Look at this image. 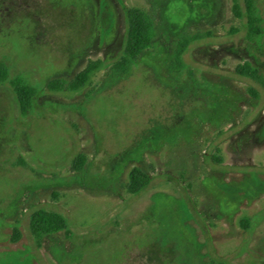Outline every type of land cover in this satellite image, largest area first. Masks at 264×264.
Wrapping results in <instances>:
<instances>
[{
  "label": "rangeland",
  "instance_id": "obj_1",
  "mask_svg": "<svg viewBox=\"0 0 264 264\" xmlns=\"http://www.w3.org/2000/svg\"><path fill=\"white\" fill-rule=\"evenodd\" d=\"M235 3L243 13V0H7L20 15H6L0 61L39 94L23 116L0 85V264H264V87L235 72L249 63L264 78V34L246 40ZM130 9L155 37L111 79ZM185 34L202 37L170 71ZM90 60L107 66L83 91L45 89ZM134 168L150 178L136 196ZM36 209L66 216L69 234L36 239Z\"/></svg>",
  "mask_w": 264,
  "mask_h": 264
},
{
  "label": "trees",
  "instance_id": "obj_2",
  "mask_svg": "<svg viewBox=\"0 0 264 264\" xmlns=\"http://www.w3.org/2000/svg\"><path fill=\"white\" fill-rule=\"evenodd\" d=\"M243 13L240 12V6L235 3L233 11L236 17L245 19V38L247 41H254L262 37L264 29L262 20L257 14V8L254 0H243ZM126 38L123 48V53L120 57L109 64V76L111 79L124 77L132 68L133 61L144 51L151 47V43L155 37V28L152 18L142 10L130 9L126 11ZM202 36L199 34L183 35L178 40L173 60L169 64L170 71L181 72L184 69V55L187 52L189 45L192 42L199 40ZM107 66L103 60L88 61L85 67L79 71L70 81H65L61 78H51L45 84V89L55 95L65 93L75 94L83 91L91 84V81L96 73ZM239 76L251 79L252 81L264 87V78L259 73L256 67L249 63L239 65L235 69ZM8 82L14 94L16 95L19 110L21 115L27 116L33 109V105L37 95V88L27 82L21 76L10 78L9 68L3 61H0V85ZM250 94L258 97V92L255 88H248ZM216 159V158H215ZM84 157L78 155L72 162V167L75 171H79L84 164ZM218 161L220 159H217ZM129 185L127 192L136 196L139 195L149 184L150 178L138 168H134L129 174ZM68 219L66 216L44 209H36L30 215L29 229L31 234L36 239H41L44 236L66 232L69 234ZM241 227L244 230H249L252 226L251 219H242ZM20 238V231L17 223L13 226L11 241L16 242Z\"/></svg>",
  "mask_w": 264,
  "mask_h": 264
},
{
  "label": "flooded vegetation",
  "instance_id": "obj_3",
  "mask_svg": "<svg viewBox=\"0 0 264 264\" xmlns=\"http://www.w3.org/2000/svg\"><path fill=\"white\" fill-rule=\"evenodd\" d=\"M8 1H12V0H8ZM18 12L19 9L17 8H15L14 11H11V9L7 6V0H0V29L3 27L5 23L4 21L6 15H9V13H14L15 16H19L20 14Z\"/></svg>",
  "mask_w": 264,
  "mask_h": 264
}]
</instances>
